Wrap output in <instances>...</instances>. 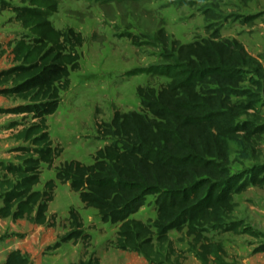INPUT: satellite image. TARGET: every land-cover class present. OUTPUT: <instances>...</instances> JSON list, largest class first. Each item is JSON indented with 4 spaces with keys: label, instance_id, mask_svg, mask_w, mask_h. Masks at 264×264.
<instances>
[{
    "label": "trees",
    "instance_id": "obj_1",
    "mask_svg": "<svg viewBox=\"0 0 264 264\" xmlns=\"http://www.w3.org/2000/svg\"><path fill=\"white\" fill-rule=\"evenodd\" d=\"M171 1L182 6L193 0ZM18 3H0L26 30L11 44V66L0 70V96L21 100L13 112L30 114L32 122L16 136L24 145L13 149L14 161L0 160V218L54 226L48 210L56 183H68L103 223L118 225V250L134 252L149 264H178L169 237L175 230L192 237L203 263L208 255L219 258L222 246L210 244L203 232L224 228L235 208L234 196L256 185L264 173L259 166L238 174L230 168L232 145L248 155L264 134V119L257 111L264 106L259 58L217 31L181 43L160 30L156 38L162 64L136 72L163 76L168 82L159 89L138 87L141 110L114 112L99 129L110 143L96 152L92 163L64 162L55 169L54 179L38 189L42 166L51 169L60 154L52 145L47 117L56 112L70 74L79 69L77 50L84 39L71 28L53 26L50 17L58 11L59 0ZM258 181L263 185L264 175ZM150 196L155 219L133 218ZM68 214L70 230L62 241L88 239L79 213L71 208ZM2 264H29V259L12 250ZM79 264L100 263L88 259Z\"/></svg>",
    "mask_w": 264,
    "mask_h": 264
},
{
    "label": "rangeland",
    "instance_id": "obj_2",
    "mask_svg": "<svg viewBox=\"0 0 264 264\" xmlns=\"http://www.w3.org/2000/svg\"><path fill=\"white\" fill-rule=\"evenodd\" d=\"M3 1L19 4V0L0 3ZM50 21L58 30L71 28L80 33L84 42L77 50L79 69L70 74L69 88L61 93L56 112L47 117L52 145L60 154L51 169L42 166L38 189L54 179L55 169L64 162L92 163L96 152L110 143L101 137L99 129L110 122L114 112L141 110L138 87L159 89L168 82L163 76L136 72L162 64V47L156 38L160 30L181 43L208 38L217 31L223 39L241 42L264 69V0H193L182 6L171 0H59L58 11ZM25 34L14 14L0 9V70L11 66V44ZM20 104L21 100L0 96V160L14 161L17 152L13 149L24 145L16 136L32 118L13 112ZM257 111L264 119V106ZM255 166L264 168V134L248 155L232 145V173ZM263 175L258 176L256 185L234 196L235 208L224 228L203 232L210 244L222 246L219 258L208 255L203 263L192 237L172 230L169 237L179 255L176 263L264 264V184L258 181ZM56 184L48 210L54 226L0 218V264L12 250L26 255L29 264H79L88 259L100 264H149L134 252L114 248L118 225L103 223L96 210L80 202L68 183ZM71 208L81 216L88 239L62 241L70 230ZM132 217L153 221L154 197H147L146 205Z\"/></svg>",
    "mask_w": 264,
    "mask_h": 264
}]
</instances>
